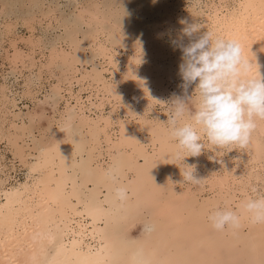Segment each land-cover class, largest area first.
Returning <instances> with one entry per match:
<instances>
[{
	"label": "bare ground",
	"instance_id": "6f19581e",
	"mask_svg": "<svg viewBox=\"0 0 264 264\" xmlns=\"http://www.w3.org/2000/svg\"><path fill=\"white\" fill-rule=\"evenodd\" d=\"M136 1L135 12L129 4L123 7L126 15L121 19L124 28L127 27L125 38L143 39L160 56L164 50L157 47L156 41L161 35L163 40L165 35L161 33L165 34L167 26L179 30L183 25L181 21L196 24L200 18L193 10H182L175 18L164 14L153 22L157 28L151 26L146 31L144 22L152 21L156 13H149L148 3ZM208 6L212 8L211 14L199 22L201 28L191 39L209 31L214 39L236 40L241 45L243 57L250 61L247 75L253 77L260 73L264 76V0H238L234 9L222 5L218 9L215 2ZM115 24V29H121L119 23ZM6 27L11 32L13 22H7ZM31 37L32 34L22 40L28 42ZM10 39L16 52L7 58L14 64L23 63L16 37ZM187 42L191 40L184 36L182 43L187 45ZM113 43L114 46L121 44L115 40ZM175 48L178 52L174 62L176 68L164 75L159 72L161 82L149 89V81H139L147 112L154 110V103L146 99V95L161 89L164 81L174 86L175 91H169L173 99V94L180 92L182 51ZM55 57L61 55L56 52ZM72 71L76 74L79 69L73 67ZM92 72L95 79L102 80L103 72H98L97 68ZM87 74L83 73V77ZM115 77L113 86L102 90L103 97L94 93V83L90 84L96 101L93 95L86 98L81 89L75 90L73 83L68 97L61 89L55 91L52 100L57 104L56 113L45 127L34 120L37 116H26L19 108L16 92L1 84L0 144L5 142L6 146L4 149L0 146V264H218L221 246L227 239L242 246L247 250L245 253L254 250L258 264H264L261 259L264 224L252 223L243 208L244 203L253 199L246 197L247 191L256 189L251 181L253 166L259 171L264 169L260 161L264 150V139L260 138L264 136V120L256 118V128L244 149L236 145L217 148L198 128L204 149L199 156L183 160L187 153L182 152L177 157L178 144L170 135L169 118L158 112L157 116H144L139 109L141 102L136 101L126 102L122 110L125 116H115V106L111 112L105 111L106 96L117 100L115 85L124 81L122 73ZM28 86L31 88L32 84ZM125 90L131 92L127 87ZM166 91V88L161 89L163 93ZM35 92H41L40 88ZM28 96L32 100L36 98L33 92ZM61 99H65L63 109L58 108ZM191 117L184 114L179 123H191ZM73 123L74 128L69 129ZM64 129H68L70 136L67 142L50 141L48 137ZM8 150L13 154L10 161H7ZM21 167L28 170L24 178L17 174ZM191 167L196 172L207 171L209 186L213 189L210 196L185 186L183 172ZM110 172L115 179L109 176ZM118 187L127 190L123 200L115 195ZM144 203L152 210L148 224L151 230L133 237L129 231L136 226ZM222 203H233L241 209L239 227L217 231L211 226L208 217ZM205 246L213 251L212 255L203 251Z\"/></svg>",
	"mask_w": 264,
	"mask_h": 264
},
{
	"label": "rangeland",
	"instance_id": "374dc122",
	"mask_svg": "<svg viewBox=\"0 0 264 264\" xmlns=\"http://www.w3.org/2000/svg\"><path fill=\"white\" fill-rule=\"evenodd\" d=\"M141 1L144 4H149L148 7L146 6L150 10L149 13H156L152 21L149 20L146 24L144 22L143 26L146 31H149L151 26L157 28L153 22H155V19L157 20L163 17L164 14L166 17L169 15L170 17L175 18L178 17L182 10L185 12L193 10L198 14V17H200L196 22V24L199 25V22L204 21V19L211 14L210 9L212 8L209 7L210 5L208 6L209 3L213 4V2H215L218 9L222 8V6L234 9L238 3V0ZM125 3L133 7V12L138 8L136 0H0V86L4 83L16 92L19 108L22 109V112L26 114V116H37L34 120L37 121L39 126L45 127L48 125L50 118L56 113L57 104L52 100L55 91L61 89V93L68 97V89L71 87V83H73V88L75 90L81 89L83 96H86L87 98V96L93 95L90 84L94 83V93L98 92L100 93V96L103 97L104 94L102 90H104V87L107 88L108 85L113 86L112 83L116 82L114 81L116 80L115 74L121 75L122 73L124 75V81L120 84L116 83L115 85V96H118V99L116 100L112 96H106L109 98H106L105 111L108 109L106 112H111L113 106H115L117 109L114 115L125 116L124 113H122V110L126 102L136 101L141 102L139 109H142L144 116H157L159 113L160 116L170 118L172 109L169 105L173 98L169 91L174 92V86L169 84L168 81H164V83H161L160 85L162 88L167 89L165 93L161 92V88L157 89V91L154 89L152 95L151 93L147 94L146 99H152L154 103L152 106V109L154 110L147 112V107L144 108L146 101L142 100V94L139 90V81L147 80L149 81V89L153 88L156 86V83L161 82L160 75H164L165 72L170 73L171 69L176 68L174 62L177 58L178 52L173 41L179 40V37L182 36L181 30L188 24L185 23L179 26V30L167 26L165 34L163 32L161 33L165 35L163 40L160 38L163 37L161 35L156 41L157 47H163L162 49L164 50V53L160 56L151 44L145 43L143 39L125 38V32H127V29L125 28L127 27L124 28L121 19L126 15L125 9H123ZM227 8L225 10H227ZM9 21H12L14 24L11 32L8 29L9 27H6V24ZM99 22L101 24H99ZM115 23L121 25V29H119L120 31L114 28L116 26ZM31 34L33 38L31 37L30 41L27 42L26 40H22L24 37L27 38L31 36ZM73 34L74 36H72ZM14 36L17 40L16 43L18 42L17 48L21 52L20 56H22L25 65H23V63L14 64L7 58V55H13L16 52L10 43V38H14ZM114 40L121 44H116L114 46ZM188 43L189 42H187V44ZM158 44L160 45L158 46ZM56 52L57 55H61V57L56 58ZM137 56L139 57L137 58ZM73 67L79 69L76 73L77 75L72 71ZM95 68H97L98 72H103V78L101 81L100 79H95L96 75L92 72ZM159 72H161L160 75ZM83 73L85 75L87 74L85 78L83 77ZM149 78L152 79V82ZM28 83L32 84L31 88L28 86ZM182 83L183 82H181V84ZM126 87L131 91L130 93L125 90ZM39 88L41 90V92H39L40 94L35 92ZM195 89L196 83H193L189 86L186 96L182 88H180V92L175 93L176 96H180L182 99H185V102H187V111L185 114L189 116H192L199 103L198 90L195 91ZM30 92L35 93L36 98L34 100L28 96ZM126 92L127 98L125 97ZM128 93L130 95H128ZM1 94L2 91L0 89V95ZM10 95L13 96L12 93ZM94 98L93 95V99ZM93 101H96V98ZM72 105H75V101L72 102ZM63 106H65V99H61V105H58V108L63 109ZM20 109L19 111L17 109V111L20 112ZM9 115L13 116L12 113ZM26 120L28 121L29 118H26ZM74 125L75 123L71 124L69 129L74 128ZM38 133L39 132H37V134ZM69 137L68 129H64V131H58L54 133L52 137L50 136L48 138H50V141L58 140L61 142H67ZM260 138L264 139V136H261ZM5 144V142H2L0 146L4 149L6 146ZM228 147L230 146H226V149H228ZM6 155L7 161H10L11 158H13V154L10 150L6 151ZM261 156L263 158L260 159V161L264 163V150L262 151ZM16 163L19 164L18 161ZM252 166L253 165L251 164V168ZM255 167L256 166H253L252 168L254 169V178L251 181L254 182L256 189L247 191L248 193L246 195V197L251 196L253 199L264 197V169H260L259 171L258 168ZM26 170L27 168L25 167L18 169L17 174L19 178H24L27 175L28 170ZM201 170L199 172L194 171V174L200 179V182H187L185 186L196 190V192L203 196H210L213 189L209 186L208 173L205 169ZM236 189L239 190L238 187ZM220 205L221 206H218L217 210H232L237 213L239 218L241 217L242 212L237 205H234L233 203H222ZM152 215L150 205L144 203L139 210L137 224L129 231V233L133 237L143 235L146 231V226H148L151 221ZM186 246L189 247L190 244L187 243ZM203 251L208 252L211 255L213 252L209 246H205ZM243 251L244 249L242 246H237L233 240L227 239L221 246V256L217 263L258 264L254 250H249L248 253H245L247 250ZM261 259L264 261V254L261 255Z\"/></svg>",
	"mask_w": 264,
	"mask_h": 264
},
{
	"label": "clouds",
	"instance_id": "9594fccd",
	"mask_svg": "<svg viewBox=\"0 0 264 264\" xmlns=\"http://www.w3.org/2000/svg\"><path fill=\"white\" fill-rule=\"evenodd\" d=\"M200 28L198 24H188L181 30L180 42L173 41L182 51L179 74L183 83L180 87L186 96L189 86L196 83L195 91L198 90L200 97L191 123H179L187 111L185 99L173 94L174 99L169 105L172 109L168 119L170 135L178 144L177 157L182 152L187 153L183 160L188 156H199L204 149L198 128L217 148L236 145L244 149L256 128V118L264 120V76L260 73L253 77L247 75L250 61L243 57L241 45L236 40L214 39L209 31L191 39ZM184 36L191 40L187 45L182 43ZM109 176L115 179L113 173L110 172ZM183 180L200 181L193 167L183 172ZM115 195L123 200L127 190L118 187ZM243 208L252 223L264 224V197L249 199ZM208 220L217 231L226 227L237 228L240 223L239 216L232 210L218 209L209 215ZM146 230L151 228L146 226Z\"/></svg>",
	"mask_w": 264,
	"mask_h": 264
}]
</instances>
